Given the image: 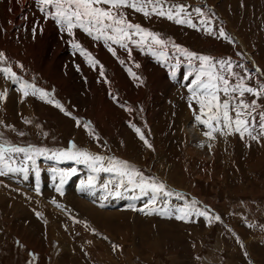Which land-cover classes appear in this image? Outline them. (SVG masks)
<instances>
[{"label": "rangeland", "instance_id": "obj_1", "mask_svg": "<svg viewBox=\"0 0 264 264\" xmlns=\"http://www.w3.org/2000/svg\"><path fill=\"white\" fill-rule=\"evenodd\" d=\"M10 2L0 0V40L19 61L9 60L0 47L8 58L0 67L11 66L19 79L14 83L0 73V143L48 152L35 156V164L23 154H13L11 166L27 167V173L0 176V264H264V136L253 140L247 133L243 138L236 132L213 133L215 139L204 135L208 129L194 121L198 105L189 91L201 62L189 61L176 47L212 57L214 70L232 85L244 77L247 86L259 88L264 84V0H159L165 11L186 5L195 28L163 15L120 9L127 21L167 43L164 48L153 44L151 51L147 44L128 42L124 48L95 40L80 28L69 36L52 18L49 28L58 30L61 38L51 47L38 2L16 12L22 23L15 30ZM21 2L13 0V5ZM152 6L146 4L149 11ZM201 19L208 25L200 24ZM74 40L98 63H89L73 49ZM39 44L42 54L35 50ZM247 51L253 52L259 69L246 57ZM221 59L231 61L236 75L220 69ZM24 82L49 95L41 98L30 91L25 97L20 87ZM220 98L226 99L223 93ZM239 99L255 102L254 111H248L259 121L264 92L259 97L245 93ZM259 131L257 126L253 135ZM73 143L79 150L130 162L173 195L152 203L151 193L119 189L121 197L101 199L104 183L112 181L109 190H117L115 173L105 172L98 174L95 195L82 192L81 181L97 173L75 160L52 158L55 152L71 150ZM73 168L61 195L56 191L60 172ZM194 200V207L209 210L211 220L175 218L177 208ZM165 208L171 218L156 211L145 214Z\"/></svg>", "mask_w": 264, "mask_h": 264}, {"label": "snow or ice", "instance_id": "obj_2", "mask_svg": "<svg viewBox=\"0 0 264 264\" xmlns=\"http://www.w3.org/2000/svg\"><path fill=\"white\" fill-rule=\"evenodd\" d=\"M40 3L43 5L44 9L54 10L50 12L49 15L62 30L66 28L69 35L73 34V29L80 28L95 40L103 38L105 42L111 41L124 48H127L128 42L138 45L147 44L150 51L152 49V44L159 45L161 48L167 47V43L160 39L158 34L144 29L139 24H133L127 21L124 13L120 11V9L125 7L142 12L145 16L159 14L166 16L169 20H175V22L179 24H187L193 28L196 27V23L191 19V13L187 11L186 5L171 6L165 11L162 5L159 4V0H156V3H153V0H40ZM146 4H153L150 11L146 8ZM102 5H107V7H102ZM195 12L200 17L204 16L200 8H196ZM181 14H183V18H178L181 17ZM200 24L207 26L208 21L206 19H201ZM33 31L35 32V30ZM208 31L211 32L212 29L208 28ZM220 35L227 39L223 31L220 32ZM133 37H138L139 39L134 40ZM149 38L151 43H149ZM73 47L79 49L82 54L89 58V63L93 65L98 63V61L91 59L90 54L86 53L85 49L79 43H74ZM176 47L189 61L196 59L201 62V67L196 70L197 74L192 81L193 86L189 88V91L192 93L191 99L198 105L199 114H197V109H193L194 121L200 125L206 126L208 129L204 132V135L209 139H215L213 133L219 132L221 135H230L232 132H236L243 138L245 133H247L253 140H258L260 136H264V113H260V119L256 121V118L248 111L249 109H253L254 111L255 102L249 104L243 99H239L242 98L245 93H250L253 96L259 97L261 93L264 92V84H261L259 88L247 86L243 82L244 77H241L239 82L232 85L224 74L214 70L216 65L212 57L198 55L187 49ZM109 50L115 55L114 50L111 48ZM161 55H163V53H161ZM7 59L5 53L0 51V63L6 62ZM218 64L220 69H226L228 73L236 75V73L232 71L233 65L230 60L226 61L221 59L218 61ZM20 67L22 68L23 66L20 65ZM137 67H139V65H137ZM129 71L131 72V69H129ZM0 73L11 78L14 83L19 79L11 66L0 67ZM133 75L135 74L133 73ZM189 75H191V73H189ZM204 77H207V79H204ZM20 87L25 97L29 95L30 91L32 95L39 93L41 98H45L49 95L44 90L37 88L34 84H29L27 82L22 83ZM220 93H223L226 97L223 101L220 98ZM0 98L3 97L0 96ZM233 101L238 102L233 103ZM47 102L53 103L51 99H48ZM189 106L191 107V103ZM56 107L63 110L59 103H56ZM231 112H234L235 115H231ZM250 117L251 119H249ZM257 126L260 131L257 135H253V129L257 128ZM85 127H87V125H85ZM135 131L139 134V138L144 141L145 145L151 148V144L148 143L141 130L135 128ZM47 152L48 150L45 148H36L33 146L21 147L0 143V176H6L12 172L27 173V167L13 168L11 166L10 157L13 154H23L35 164L34 157L44 155ZM52 158L75 160L79 164L87 165L94 173H97L96 176H89L87 180L81 181L80 190L82 192H91L92 195H95V191L92 190L96 189V182L100 172L115 173L117 178L115 186L117 190H109V184L112 183V181L104 183L103 189L105 194L101 199L106 200L109 196L121 197L123 193L119 189H124L125 192L139 189L141 195L145 196L151 193L152 203H155L159 197H171L173 195L171 191L167 190L164 183L158 182L155 178L146 177L130 162L116 157L106 158L105 156L93 154L86 150H79L74 143L71 146V150L55 152ZM53 171L56 170L54 169ZM75 171L76 169L73 168L68 172H60V186L57 187L56 191L60 192L61 195H63L65 178L74 174ZM36 176L37 178L39 177V171L36 172ZM36 190L39 192L38 186ZM177 198L181 197L178 196ZM132 199H136V197H132ZM52 203L58 208L62 207V205L58 204L55 200H53ZM196 203L197 202L194 200L185 207L177 208L175 212L178 214L175 215V218L188 222L190 217L195 215L211 220V217H209V210H201L194 207ZM104 206L103 203L100 204V207ZM130 207H134V205H130ZM140 211H144V209H140ZM153 211L169 218L172 216V212L167 208L163 210L154 209L145 214H152ZM214 219L219 221L221 218L216 215Z\"/></svg>", "mask_w": 264, "mask_h": 264}, {"label": "bare ground", "instance_id": "obj_3", "mask_svg": "<svg viewBox=\"0 0 264 264\" xmlns=\"http://www.w3.org/2000/svg\"><path fill=\"white\" fill-rule=\"evenodd\" d=\"M16 1V0H15ZM34 1H37L38 2V4H36V5H40L41 6V8L39 7V11L41 10V12H40V18L41 19H45V22H46V27H48V29L46 30V32H48L46 35L47 36H49L50 37V41H51V43L50 42H46L49 46H51L52 47V44L54 43H58L60 40H58L56 37H60L61 38V33L58 31V30H54V29H50L49 27H51V24H52V22H51V17L50 16H48L47 15V12L45 11V9L42 7L43 5L40 3V1L39 0H22V2H21V4H19V5H17V6H15V5H13L14 3H13V0H11V2L9 3L10 5H12L11 6V8H10V10L11 11H9V12H11L10 14H11V18H12V20L14 21L13 22V29L15 30L21 23H20V21L18 20V18H19V14L18 13H16L18 10H21V11H26V10H28L29 8H30V4H32L33 5V3H34ZM29 6V7H28ZM34 6V5H33ZM43 9V10H42ZM54 21V20H53ZM15 25L17 26V27H15ZM74 34H76V33H74ZM46 35H45V38H46ZM70 36V35H69ZM80 36V35H79ZM44 37V36H43ZM6 40V39H5ZM77 40H79V39H77ZM77 42H79V41H77ZM81 42V41H80ZM7 43H8V39H7ZM45 43V41H43L42 40V44L44 45V44H46ZM74 43H75V40H74ZM73 43V44H74ZM40 44H41V42H40ZM40 44L38 45V47L35 49L36 50V52L37 53H39L40 54V52H41V54H42V50H41V48H40ZM137 45V44H136ZM152 46H153V44H152ZM0 47H2V48H5L6 50H7V55H8V58H9V60H17V59H15L16 57L13 55V53L10 51V49H9V47H8V45L7 46H3L2 45V42H1V40H0ZM140 47V46H139ZM10 48H11V46H10ZM136 48V47H135ZM69 49V48H68ZM73 49H75L74 47H73ZM41 50V51H40ZM78 50V49H77ZM63 52H65V50L63 51ZM67 52H68V50H67ZM154 52V51H153ZM69 53V52H68ZM130 53V52H129ZM160 53V52H159ZM45 55H47L48 56V53H45ZM64 55V54H63ZM132 55V54H131ZM41 56V55H40ZM60 56V55H59ZM66 56V55H65ZM101 56V55H100ZM137 56V55H136ZM18 58V57H17ZM40 58V57H39ZM41 58H43V57H41ZM40 58V59H41ZM65 58V57H64ZM47 59H49L48 57H47ZM46 59V60H47ZM96 59V58H95ZM56 60H58V59H56ZM61 60V59H60ZM67 60V59H66ZM17 61H19V60H17ZM63 62V61H62ZM18 63H20V62H18ZM39 64V63H38ZM128 65V64H127ZM59 67V66H58ZM61 67V66H60ZM59 67V68H60ZM147 67V66H146ZM138 69V68H137ZM135 71V70H134ZM133 71V72H134ZM132 72V71H131ZM137 72V71H136ZM144 77H145V75H144ZM147 77H148V75H147ZM151 80V79H150ZM154 82V81H153ZM127 89V88H126ZM116 97H118L117 95H116ZM122 103V102H121ZM102 107V106H101ZM100 109H97V112L99 111ZM96 111V110H95ZM104 122V121H103ZM104 124V123H103ZM27 191V190H26ZM74 201V200H73ZM74 206V205H73ZM52 207V206H51ZM93 207V206H92ZM84 209V208H83ZM86 209V208H85ZM88 212V211H87ZM82 214V213H81ZM54 221H56V220H54ZM55 224V223H54ZM27 231V230H26ZM26 239V238H25Z\"/></svg>", "mask_w": 264, "mask_h": 264}]
</instances>
